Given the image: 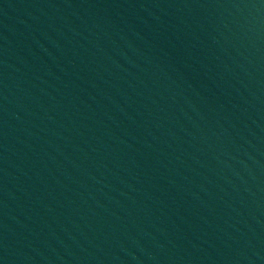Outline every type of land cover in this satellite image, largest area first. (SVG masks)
<instances>
[{"label":"water","instance_id":"1","mask_svg":"<svg viewBox=\"0 0 264 264\" xmlns=\"http://www.w3.org/2000/svg\"><path fill=\"white\" fill-rule=\"evenodd\" d=\"M0 264H264V0H0Z\"/></svg>","mask_w":264,"mask_h":264}]
</instances>
